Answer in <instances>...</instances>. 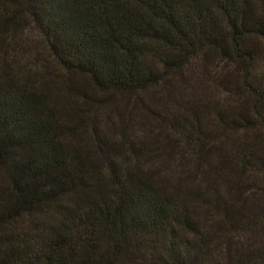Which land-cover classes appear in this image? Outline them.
<instances>
[{"label": "trees", "instance_id": "obj_1", "mask_svg": "<svg viewBox=\"0 0 264 264\" xmlns=\"http://www.w3.org/2000/svg\"><path fill=\"white\" fill-rule=\"evenodd\" d=\"M25 20L103 91H145L213 58L209 98L172 118L179 140L99 142L92 155L9 62L4 43ZM231 132L243 133L223 160L240 204L213 181L189 185L184 161ZM263 227L264 0H0V264H264V239L213 241Z\"/></svg>", "mask_w": 264, "mask_h": 264}, {"label": "rangeland", "instance_id": "obj_2", "mask_svg": "<svg viewBox=\"0 0 264 264\" xmlns=\"http://www.w3.org/2000/svg\"><path fill=\"white\" fill-rule=\"evenodd\" d=\"M11 32L10 41L4 43L10 56L9 62L12 66L31 73L42 89L52 96L63 110L68 135L92 155H99V142L105 146L116 140L126 139L139 145L166 134L179 140V136L171 130L172 118L186 113V109L195 100L206 101L209 98L214 78L210 71L212 64L205 60H214L213 58L197 59L188 71L176 73L165 85L131 93L103 91L86 75L69 73L63 69L51 56L43 36L30 20L23 21L19 28ZM211 94L220 96L217 93ZM209 116L211 113L207 115L208 120L211 119ZM242 135L243 133L231 132L223 136L209 151L184 153L186 170L191 173L189 182H185L196 187L204 186L205 180L213 181L225 197L231 201L235 197L237 204L243 202L244 195L231 190L228 185L233 172L230 165L223 161L229 151L241 141ZM179 164L181 165L177 164V159L173 160L171 171L175 173ZM249 201L253 202L251 199ZM191 204L207 216L205 204L197 200L191 201ZM210 222L209 224L215 225ZM262 239L264 227L235 232L222 238L213 237V241L220 246L231 242L233 248L248 243L258 245Z\"/></svg>", "mask_w": 264, "mask_h": 264}]
</instances>
